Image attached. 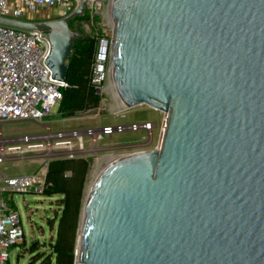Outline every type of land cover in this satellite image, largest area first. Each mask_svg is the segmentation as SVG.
<instances>
[{
    "label": "water",
    "instance_id": "water-1",
    "mask_svg": "<svg viewBox=\"0 0 264 264\" xmlns=\"http://www.w3.org/2000/svg\"><path fill=\"white\" fill-rule=\"evenodd\" d=\"M86 2L0 23L43 31L45 61L66 80L81 36L70 22ZM110 11L121 108L169 115L160 148L123 152L97 174L75 264H264V0H112Z\"/></svg>",
    "mask_w": 264,
    "mask_h": 264
},
{
    "label": "built area",
    "instance_id": "built-area-1",
    "mask_svg": "<svg viewBox=\"0 0 264 264\" xmlns=\"http://www.w3.org/2000/svg\"><path fill=\"white\" fill-rule=\"evenodd\" d=\"M81 0H0V16L22 20H42L62 17L73 11ZM111 0H87L86 21L93 23L98 11L109 6ZM59 10L53 13L52 7ZM45 8L47 14L38 18L37 11ZM35 14V17L33 15ZM80 23H83L82 20ZM79 26V25H77ZM114 28V26H113ZM113 31H95L96 44L91 64L90 82L99 94L105 89V80L109 77L108 64L112 46ZM50 43L44 32L38 29H25L0 23V123L3 120L31 119L41 121L52 112L59 103L66 80L52 75L46 63ZM158 137L154 140L155 121L143 119L127 123H103L83 128H68L36 133H22L5 136L0 128V162L7 156V150H23L45 147V151L59 154L58 157L73 156L80 152L100 147L98 138L116 132L144 131L145 141L140 150L160 148L163 142L168 111L161 110ZM83 136L88 137L84 145ZM76 138V143L73 138ZM76 144V145H75ZM110 145L107 147H115ZM134 151V150H132ZM122 153V152H119ZM66 154V156H61ZM50 159V158H49ZM35 173L8 175L0 172V264L9 263L11 248L24 237L21 217L14 208L15 192H42L46 186L48 160Z\"/></svg>",
    "mask_w": 264,
    "mask_h": 264
},
{
    "label": "rangeland",
    "instance_id": "rangeland-1",
    "mask_svg": "<svg viewBox=\"0 0 264 264\" xmlns=\"http://www.w3.org/2000/svg\"><path fill=\"white\" fill-rule=\"evenodd\" d=\"M100 9L101 10H97L98 17L94 19L92 24L86 21V17L83 19V23L76 20L72 28L79 29L81 36L85 34H94L95 31L109 32L114 29L108 16V7L104 6ZM58 10V6L52 7L54 14H56ZM110 85L111 82L108 77L105 80V89L101 93L100 102L96 107L79 111L74 115L62 116L59 114L58 104H56L52 107V112L41 121L31 119L1 121L0 128L2 133L5 136H14L22 133L44 132L47 131V126L55 130L83 128L101 125L103 123H127L151 119L155 121V128L153 131L154 140H156L161 116L163 115L162 111L145 103L116 110L114 105L117 103L118 99L115 93L109 89ZM143 134L144 131L139 130L103 135L98 138L97 143L100 147L80 152V154H74L85 155L91 162L83 200L99 172L100 166L102 165L101 159L110 155H120L121 153L119 152L123 153L143 147L145 141ZM72 140L75 143L77 141L75 137ZM83 143L84 145L88 144L87 136H83ZM153 144L149 146V148L153 147ZM110 145L116 146L107 147ZM44 149L45 147L41 146V148L35 149L25 148L23 150H7V156L0 162V172L8 175L37 172L45 160L59 156V154L45 151ZM61 156H66V154H61ZM59 197L60 194L46 195L32 191L15 192L13 194V199L15 200L14 208H16L20 214L22 227L24 229V237L11 248L9 253L10 264H38L37 261H31V253L28 247L33 240L37 239L41 243L38 250L48 249L49 240L56 233L57 220L60 213V208L56 200ZM50 220H53L54 223L50 224Z\"/></svg>",
    "mask_w": 264,
    "mask_h": 264
},
{
    "label": "trees",
    "instance_id": "trees-1",
    "mask_svg": "<svg viewBox=\"0 0 264 264\" xmlns=\"http://www.w3.org/2000/svg\"><path fill=\"white\" fill-rule=\"evenodd\" d=\"M86 17H88L87 10L76 20ZM76 20L70 22L71 27L74 26ZM95 44L96 39L92 34L80 36L73 43L71 54L67 59V85L62 89V97L58 103V112L62 116L74 115L79 111L96 107L100 102L101 94L96 92L90 82ZM90 163V159L85 155L54 157L48 160L45 175L46 186L41 193L60 194L56 200L60 213L56 233L50 238L48 249L38 250L41 243L37 239L30 243L28 249L32 262L75 264L78 223L81 218ZM49 222L50 224L54 223L53 220Z\"/></svg>",
    "mask_w": 264,
    "mask_h": 264
},
{
    "label": "bare ground",
    "instance_id": "bare-ground-1",
    "mask_svg": "<svg viewBox=\"0 0 264 264\" xmlns=\"http://www.w3.org/2000/svg\"><path fill=\"white\" fill-rule=\"evenodd\" d=\"M111 2H112V0L110 1V4H109V6H108V16H109L110 23L112 24V26H115V25H113V23H112V17H111V11H110V10H111ZM109 89L113 91L112 85H110ZM113 92H114V91H113ZM114 106H115L114 108H115L116 110L122 107L121 104L119 103V101H117V103H116ZM159 110H162V109H159ZM117 156H118V155H110V156H107V157L101 159L102 165L100 166L99 171L102 169V167L105 166V164L109 163L111 160H113V159L116 158ZM98 173H99V172H98ZM96 176H97V175H96ZM95 178H96V177H95ZM80 220H81V221H80V223H79V228H78V237H79V235H80V233H81V227H82V225H81V222H82V215H81Z\"/></svg>",
    "mask_w": 264,
    "mask_h": 264
},
{
    "label": "crops",
    "instance_id": "crops-1",
    "mask_svg": "<svg viewBox=\"0 0 264 264\" xmlns=\"http://www.w3.org/2000/svg\"><path fill=\"white\" fill-rule=\"evenodd\" d=\"M35 14H37L38 18H42L45 14H47V11L45 8H40V10H38L37 13H35ZM35 14L33 15V17H35Z\"/></svg>",
    "mask_w": 264,
    "mask_h": 264
}]
</instances>
